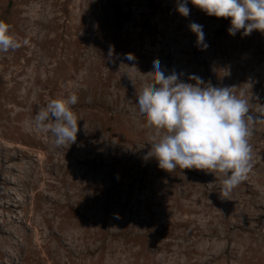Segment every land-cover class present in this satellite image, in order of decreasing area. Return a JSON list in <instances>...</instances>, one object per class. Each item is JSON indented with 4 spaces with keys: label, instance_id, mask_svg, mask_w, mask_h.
Returning a JSON list of instances; mask_svg holds the SVG:
<instances>
[{
    "label": "rangeland",
    "instance_id": "374dc122",
    "mask_svg": "<svg viewBox=\"0 0 264 264\" xmlns=\"http://www.w3.org/2000/svg\"><path fill=\"white\" fill-rule=\"evenodd\" d=\"M188 7L184 17L176 0H0L22 41L0 52V264H264V124L227 199L218 174L147 157L137 93L154 60L182 82L243 93L254 115L264 105V33L229 35L231 18ZM73 93L77 139L56 147L31 121Z\"/></svg>",
    "mask_w": 264,
    "mask_h": 264
},
{
    "label": "clouds",
    "instance_id": "9594fccd",
    "mask_svg": "<svg viewBox=\"0 0 264 264\" xmlns=\"http://www.w3.org/2000/svg\"><path fill=\"white\" fill-rule=\"evenodd\" d=\"M178 13L188 17L189 0H176ZM192 5L208 16L231 18L229 35L238 32L250 35L254 30L264 33V0H191ZM196 43L206 48L203 26L192 22ZM26 43V41H23ZM22 41L11 32V26L0 21V52L16 51ZM112 50H109V56ZM125 59L134 60L128 53ZM153 79L138 93V111L145 119L150 132L148 158H154L158 167L167 172L180 169H197L218 174L222 199L247 179L252 168L250 138L254 126L264 124V105L256 114L250 101L233 92L230 87H216L199 76L190 75L195 83L180 81L178 75L165 74L158 60L153 61ZM78 96L52 99L38 110L31 127L49 133L56 147L76 142L78 115L73 106ZM118 219L119 216L117 215Z\"/></svg>",
    "mask_w": 264,
    "mask_h": 264
}]
</instances>
